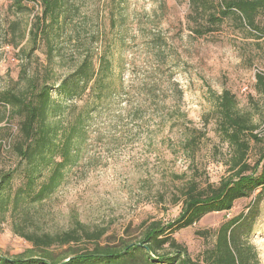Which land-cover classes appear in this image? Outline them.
<instances>
[{"label": "rangeland", "instance_id": "obj_1", "mask_svg": "<svg viewBox=\"0 0 264 264\" xmlns=\"http://www.w3.org/2000/svg\"><path fill=\"white\" fill-rule=\"evenodd\" d=\"M71 2L69 27L51 54L43 41L34 49L29 39L41 15L39 6L29 3L28 11L17 14L12 0H0V92L25 91L34 77L48 76L49 84H58L80 63L91 42L99 52L113 45L118 71L125 69L128 94L96 115L78 165L50 198L14 210L13 194L23 184L15 179L11 200L0 211V252L9 258L32 248L15 233L17 226L55 235L83 225L90 232H106L103 245L138 242L148 224L177 218L181 204L176 202L189 182L218 186L233 175L235 148L219 134L215 109L216 97L225 89L236 96L240 112L258 127L254 134L262 140L245 138L250 140L248 164L254 165L264 153V97L256 90L257 76H264V16L258 21L259 32L230 16L217 31L200 36L189 19V0ZM154 38L162 39V69L154 51L144 47ZM168 77L178 91L168 90ZM145 81L157 82L156 97L140 94ZM18 127L10 109L0 105L2 171L18 164ZM253 200L237 202L228 213L209 214L174 237L201 262L214 241L208 232L242 213ZM250 241L264 264V201ZM73 247L80 250L88 243ZM66 250L52 248L58 256Z\"/></svg>", "mask_w": 264, "mask_h": 264}, {"label": "trees", "instance_id": "obj_2", "mask_svg": "<svg viewBox=\"0 0 264 264\" xmlns=\"http://www.w3.org/2000/svg\"><path fill=\"white\" fill-rule=\"evenodd\" d=\"M12 1L11 9L17 14L28 11L29 3L39 6L41 15L29 30V39L34 42V49L43 41L53 54L69 27L70 8L74 7L71 0ZM189 4V19L195 21L194 31L200 36L217 31L230 16H236L245 27L262 31L258 21L264 16V0H189ZM12 30H16V24ZM161 43L162 39L154 38L144 46L154 51L158 69L166 65V57L160 53ZM112 46L108 43L99 52L89 42L80 63L58 84H49L48 76L46 79L34 77L25 91L0 92V105L10 109L12 119L19 126L14 145L18 164L13 170H0V211L11 200L12 185L17 178L23 184L13 194L14 210L50 198L61 187L67 173L78 165L96 115L109 107L112 100L127 97L125 69L118 71ZM167 79L168 90L178 91L177 85L171 84V77ZM144 83L142 88L146 90L140 94L156 97L157 82ZM256 90L264 97L262 75L257 76ZM215 109L219 134L235 148L234 174L218 186L202 187L195 181L189 182L176 202L181 204L177 218L170 222H152L145 226L138 242L122 240L117 246L103 245L106 232H90L83 225L55 235L38 234L17 226L15 233L32 248L13 258L0 252V264H261L250 237L264 201V153L254 165L248 164L250 140L245 138L257 143L262 140L254 134L258 127L240 112L237 98L230 90L225 89L216 97ZM252 197L253 202L242 213L208 232L214 241L203 253L201 262L194 261L188 249L175 239L177 232L195 225L205 216L231 212L237 202ZM83 242L88 247L74 250V245ZM53 247L68 250L58 256L52 252Z\"/></svg>", "mask_w": 264, "mask_h": 264}, {"label": "built area", "instance_id": "obj_3", "mask_svg": "<svg viewBox=\"0 0 264 264\" xmlns=\"http://www.w3.org/2000/svg\"><path fill=\"white\" fill-rule=\"evenodd\" d=\"M247 91H248V88L245 87V88L243 89V92L245 93V92H247Z\"/></svg>", "mask_w": 264, "mask_h": 264}]
</instances>
